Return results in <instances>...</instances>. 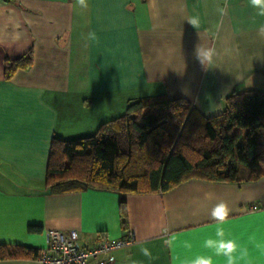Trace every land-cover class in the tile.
Wrapping results in <instances>:
<instances>
[{"label": "crops", "instance_id": "crops-1", "mask_svg": "<svg viewBox=\"0 0 264 264\" xmlns=\"http://www.w3.org/2000/svg\"><path fill=\"white\" fill-rule=\"evenodd\" d=\"M193 17L197 28L188 23ZM262 24L247 0H86L84 7L0 0V244L43 250L49 229L75 230L88 247L130 233L134 241L114 250L111 264H188L210 254L203 242L214 236L211 210L224 201L226 238L252 264H264V176L244 183L192 178L143 194L51 193L45 186L51 141L94 134L131 100L182 98L212 116L231 93L264 90ZM198 44L214 49L211 64L196 58ZM29 49L31 66L5 79L3 60ZM30 225L39 231L28 232ZM0 264L39 262L27 256Z\"/></svg>", "mask_w": 264, "mask_h": 264}, {"label": "trees", "instance_id": "trees-1", "mask_svg": "<svg viewBox=\"0 0 264 264\" xmlns=\"http://www.w3.org/2000/svg\"><path fill=\"white\" fill-rule=\"evenodd\" d=\"M32 64V50L3 60V75ZM264 90L233 92L221 113L204 116L182 98L140 97L94 134L53 139L45 186L51 193L107 190L123 194L165 192L188 179L244 183L264 176ZM120 224L129 230L126 205ZM40 227L28 226V232ZM41 250L0 244V259L37 258Z\"/></svg>", "mask_w": 264, "mask_h": 264}, {"label": "clouds", "instance_id": "clouds-1", "mask_svg": "<svg viewBox=\"0 0 264 264\" xmlns=\"http://www.w3.org/2000/svg\"><path fill=\"white\" fill-rule=\"evenodd\" d=\"M248 5L255 10V15L264 17V0H247ZM75 4L81 7L86 6V0H75ZM224 10L221 9V12ZM190 23L194 28L199 27L198 18H189ZM258 35L264 37V24L258 28ZM195 56L199 62L211 64L214 56V49L206 48L198 44L195 48ZM230 209L224 201H220L214 205L211 210V218L215 222L214 236H209L203 242V247L210 251L208 255H197L191 259L188 264H215L216 257L224 258L225 264H252L248 253L243 250L237 240L226 238L224 223L228 219ZM144 255L149 256L148 249H141Z\"/></svg>", "mask_w": 264, "mask_h": 264}, {"label": "built area", "instance_id": "built-area-1", "mask_svg": "<svg viewBox=\"0 0 264 264\" xmlns=\"http://www.w3.org/2000/svg\"><path fill=\"white\" fill-rule=\"evenodd\" d=\"M47 246L37 256L39 264H111V253L130 245L134 238H101L93 246H82L75 230L49 229Z\"/></svg>", "mask_w": 264, "mask_h": 264}]
</instances>
